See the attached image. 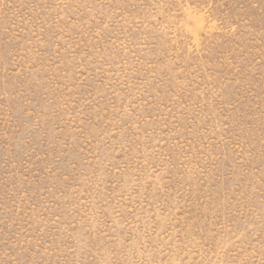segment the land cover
<instances>
[{"label": "rangeland", "instance_id": "1", "mask_svg": "<svg viewBox=\"0 0 264 264\" xmlns=\"http://www.w3.org/2000/svg\"><path fill=\"white\" fill-rule=\"evenodd\" d=\"M0 264H264V0H0Z\"/></svg>", "mask_w": 264, "mask_h": 264}]
</instances>
